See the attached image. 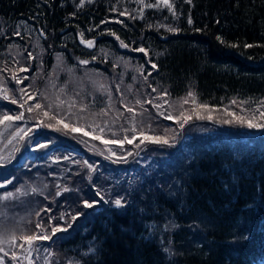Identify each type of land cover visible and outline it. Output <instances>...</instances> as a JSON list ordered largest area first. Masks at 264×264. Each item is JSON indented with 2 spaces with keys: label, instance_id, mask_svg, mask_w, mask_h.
Returning <instances> with one entry per match:
<instances>
[{
  "label": "trees",
  "instance_id": "16d2710c",
  "mask_svg": "<svg viewBox=\"0 0 264 264\" xmlns=\"http://www.w3.org/2000/svg\"><path fill=\"white\" fill-rule=\"evenodd\" d=\"M168 3L171 10L157 0H0V73L13 78L15 100L33 105L23 119L42 128L0 160V223L27 216L17 230L3 224L2 246L25 227L27 235L48 237L36 243L53 249L56 264H264L263 131L192 134L161 151L143 142L104 155L42 125L40 83L29 85L37 64L43 75L60 56L77 73L87 64L81 70L106 74L117 65L112 58L92 63L100 45L172 98L191 92L210 107L263 103L264 0ZM79 35L98 37L95 49L81 47ZM18 68L27 69L19 73L22 86L14 81ZM31 91L33 99L22 102ZM7 105L0 97V110ZM34 136L58 138L70 157L21 160Z\"/></svg>",
  "mask_w": 264,
  "mask_h": 264
},
{
  "label": "rangeland",
  "instance_id": "374dc122",
  "mask_svg": "<svg viewBox=\"0 0 264 264\" xmlns=\"http://www.w3.org/2000/svg\"><path fill=\"white\" fill-rule=\"evenodd\" d=\"M116 46L121 50L127 49L122 44L116 43ZM93 58V64L99 62L104 65L112 62V58V64L117 66H111L104 74L100 68H95V71L81 70L87 64H80L77 73L68 69L61 57L57 56L52 71L43 75L39 61L36 68L38 75L29 85L40 83L38 88L46 108L42 125L49 130L57 128L62 133L74 135L94 152L113 155L126 144L139 145L143 142H152L161 151L165 145H176L180 136L188 140L194 135H220L227 138L232 133L244 134L255 129L264 132V102L256 105L231 99L223 106L210 107L200 103L195 96L193 100L188 93L172 98L162 90L150 87L135 63L119 54L113 55L104 46H98ZM30 61H34V58L31 57ZM34 64L32 62L33 67ZM22 69L25 68L17 69L14 78L16 83ZM17 84L22 86L21 83ZM22 89L28 90L29 87ZM16 90L13 78L0 73V97L7 96L6 108H9L0 110V160L13 155L27 132L34 128L35 131L42 129L39 121L32 125L23 119L26 112L30 114L32 104L15 100ZM34 93L31 91L24 95L22 102L33 99ZM13 100L16 103H12ZM21 113L22 119H4L5 115L15 117ZM249 124L254 126L249 127ZM76 134H80V137ZM24 144L21 160L23 157H32V152L49 154V160L52 161L70 157L63 145L65 143L56 137L34 136L27 138ZM74 161L78 162V159ZM73 174L77 175V171ZM26 217L16 219L11 225H8L9 222L0 223V239L3 240L7 234L3 224L16 229L23 226ZM20 232L21 237L10 239L12 244L9 248L0 244V264H56L55 258L58 256L53 253V249L36 243L42 238L38 237L29 244L24 237L34 236L35 233L27 235L25 227ZM40 237L46 236L40 234Z\"/></svg>",
  "mask_w": 264,
  "mask_h": 264
},
{
  "label": "snow or ice",
  "instance_id": "6c2138e0",
  "mask_svg": "<svg viewBox=\"0 0 264 264\" xmlns=\"http://www.w3.org/2000/svg\"><path fill=\"white\" fill-rule=\"evenodd\" d=\"M163 3L167 4L169 10H171L172 5L168 3V0H163ZM147 6H148V7H153L154 5L149 4V5H147ZM121 15H123V13H121ZM188 22H189V23H192L191 19H189ZM217 39H220V37H217ZM88 43H89V45H91V42H90V41H89ZM122 46H125V45H123V43H122ZM140 51H143V49H140ZM82 63H87V61H82ZM153 67H156V65H153ZM26 70H27V69H22V71H26ZM14 78H15V77H14ZM20 82H21V81H20L19 79H17V83H20ZM21 91H24V90L21 89ZM153 91H155V89H154ZM188 95H189L190 97H193V100L195 99L193 93L189 92ZM5 99H7V96H5ZM12 103H16V101L13 100ZM36 107L39 108L40 105L37 104ZM157 107H159V105H157ZM29 111H31V108H29ZM22 117H23V113H21V114L18 115V116H15V117H11V116L5 115V116H4V119H5V120H13V119L19 120V119H22ZM185 119L187 120L188 118L186 117ZM253 126H254V125L249 124V127H253ZM66 127H67V126H66ZM73 131H75V129H73ZM157 142H158V141H157ZM129 143H131V141H129ZM9 195H11V194H9ZM115 203H116L117 206H119V205L121 204V201H120V200H117V201H115ZM85 206H86V207H91L92 205H91V204H88L87 202H85ZM38 227H39V225H38ZM39 238H42V239H48V237H39ZM24 239H25V241H26L27 243L31 244V243L33 242V240L38 239V237H35V236H26V237H24Z\"/></svg>",
  "mask_w": 264,
  "mask_h": 264
},
{
  "label": "water",
  "instance_id": "95a60500",
  "mask_svg": "<svg viewBox=\"0 0 264 264\" xmlns=\"http://www.w3.org/2000/svg\"><path fill=\"white\" fill-rule=\"evenodd\" d=\"M97 39L98 38H96V37L89 38V39H83L81 36H78V42H79V44L82 47H84V48H86L88 50H93L94 49V47L96 45V42H97ZM89 41L91 42V45H89V43H88Z\"/></svg>",
  "mask_w": 264,
  "mask_h": 264
}]
</instances>
